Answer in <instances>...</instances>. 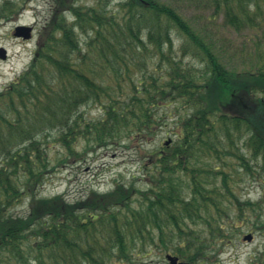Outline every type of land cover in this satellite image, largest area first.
Wrapping results in <instances>:
<instances>
[{"label": "trees", "instance_id": "16d2710c", "mask_svg": "<svg viewBox=\"0 0 264 264\" xmlns=\"http://www.w3.org/2000/svg\"><path fill=\"white\" fill-rule=\"evenodd\" d=\"M29 3L0 0V24ZM52 3L28 65L0 88V264L166 254L220 264L238 221L254 214L264 229V0ZM210 26L247 36L249 67L227 64ZM170 122L173 139L145 151L146 188L115 181L74 201L39 195L59 165L96 147H139ZM239 171L258 176V199L236 194ZM25 199L28 212L15 214ZM253 264H264V245Z\"/></svg>", "mask_w": 264, "mask_h": 264}, {"label": "rangeland", "instance_id": "374dc122", "mask_svg": "<svg viewBox=\"0 0 264 264\" xmlns=\"http://www.w3.org/2000/svg\"><path fill=\"white\" fill-rule=\"evenodd\" d=\"M84 3H91L92 0H82ZM116 0H110V4ZM52 0H30L29 7L21 15L11 22L0 24V47L7 51L6 59H0V88L13 80L29 63L35 47L36 33L41 27L44 20L50 14ZM187 15H192V11L187 10ZM18 24L33 25L34 31L32 38L25 40L12 35L14 27ZM220 35H216V31ZM209 33L215 34L214 39L217 45H222L225 54V60L230 67L243 69L249 67L251 57L247 49H242V41L247 42L245 34H230L222 32L217 26L209 27ZM225 38V39H224ZM240 46V47H239ZM177 49V48H176ZM186 62H194L191 59H185ZM89 117L99 115L98 108L91 106L86 109ZM159 136L151 141H146L141 146H135L126 142V146L114 147L103 146L90 149L80 159H71L55 168L47 175L39 195L52 196L54 194H64L65 197L74 201L86 196L92 188L97 191H108L113 188L115 181L130 183L136 181V185L141 188L149 186L147 179V168H152L153 163L149 161L147 153L157 149L159 142L166 140L168 137L173 139V124L160 126L158 128ZM82 149V143L77 145ZM54 155L56 154L55 151ZM52 165L57 164L56 157L51 154ZM151 159V158H150ZM148 162V163H147ZM147 166L145 167V164ZM237 184L235 187L236 194L240 199L250 198L258 199L260 196L261 186L259 185L258 176L241 175L238 172L236 177ZM13 212L17 215H25L28 212V200L25 199L17 205ZM264 219V210L261 214ZM257 218L254 214L249 215V220L238 221L240 233L233 235L231 243L223 246L217 253L220 264H253L256 251L264 245V229L254 230L257 225ZM251 233V240H244L245 234ZM137 264H169L165 258L159 256L145 258Z\"/></svg>", "mask_w": 264, "mask_h": 264}, {"label": "water", "instance_id": "95a60500", "mask_svg": "<svg viewBox=\"0 0 264 264\" xmlns=\"http://www.w3.org/2000/svg\"><path fill=\"white\" fill-rule=\"evenodd\" d=\"M31 29H32L31 27L26 26V25H18L15 27L13 35L17 37H22L24 39H28L31 37ZM6 57H7L6 49L3 47H0V59H6ZM167 142H169V139L167 140ZM252 237H253L252 234L248 233L243 236V239L248 241V240H251ZM165 257L170 264H186L185 262L180 261L178 257L176 256L166 254Z\"/></svg>", "mask_w": 264, "mask_h": 264}]
</instances>
